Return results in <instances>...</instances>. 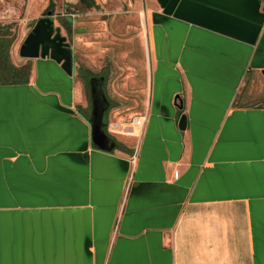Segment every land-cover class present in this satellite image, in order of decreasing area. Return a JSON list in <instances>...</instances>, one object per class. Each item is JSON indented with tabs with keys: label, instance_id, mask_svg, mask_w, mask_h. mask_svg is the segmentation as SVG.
<instances>
[{
	"label": "crops",
	"instance_id": "crops-1",
	"mask_svg": "<svg viewBox=\"0 0 264 264\" xmlns=\"http://www.w3.org/2000/svg\"><path fill=\"white\" fill-rule=\"evenodd\" d=\"M148 2L147 122L116 116V150L77 71L0 82V264H264V0Z\"/></svg>",
	"mask_w": 264,
	"mask_h": 264
},
{
	"label": "rangeland",
	"instance_id": "rangeland-1",
	"mask_svg": "<svg viewBox=\"0 0 264 264\" xmlns=\"http://www.w3.org/2000/svg\"><path fill=\"white\" fill-rule=\"evenodd\" d=\"M16 2L0 0V46L4 47V57L10 64L20 65L27 61L20 57V47L35 21L27 18V2ZM54 2L56 26L61 28L64 36L68 31L69 41H72L78 55L75 70L79 72V66L87 70L85 77L78 75L77 79L85 82L84 97L89 107L87 79L93 74L106 73L109 80L105 89L115 104L109 113L112 120L128 112H133V120L144 115L151 69L146 25L151 6L148 0H96L99 5L97 9H82L80 14L68 9L67 0ZM44 3L45 0H34L33 11L36 13ZM23 66L30 69L29 63ZM258 78L251 82L249 77L245 90L264 85V76ZM135 80L137 86L130 88L129 83Z\"/></svg>",
	"mask_w": 264,
	"mask_h": 264
},
{
	"label": "water",
	"instance_id": "water-1",
	"mask_svg": "<svg viewBox=\"0 0 264 264\" xmlns=\"http://www.w3.org/2000/svg\"><path fill=\"white\" fill-rule=\"evenodd\" d=\"M67 38L61 37V28L55 27L52 17L39 19L24 40L20 47V57L27 60L52 59L62 63L63 70L70 76L73 75V50ZM105 78H93L91 80V102L92 111L90 124L92 128V142L94 146L105 152H112L117 149L115 139L107 134V129L112 121L105 122L106 116L110 113L111 103L104 91ZM187 126L186 116H182L179 127L185 130Z\"/></svg>",
	"mask_w": 264,
	"mask_h": 264
},
{
	"label": "flooded vegetation",
	"instance_id": "flooded-vegetation-1",
	"mask_svg": "<svg viewBox=\"0 0 264 264\" xmlns=\"http://www.w3.org/2000/svg\"><path fill=\"white\" fill-rule=\"evenodd\" d=\"M17 2L16 3H18V4H24L25 2H27V0H16ZM95 1V3H96V6L95 7H92V8H87V6H85V4L84 3H82V1L81 0H67V6H68V9L69 10H71L73 13L75 12V13H79L80 14V12L82 11V9H97L98 8V4H97V2H96V0H94ZM51 2H52V4H53V7L50 9V10H48V12L45 14V15H43L41 18H43V17H48V16H50V17H52L53 18V20L55 21V27H58V26H56V20H55V18H54V16H55V2H54V0H51ZM50 2V3H51ZM70 7V8H69ZM41 18H39V19H41ZM38 19V20H39ZM37 20V21H38ZM37 21H35V23H34V25L32 26V28H31V30H30V32L28 33V35L31 33V31L33 30V28L35 27V25H36V23H37ZM60 28V27H59ZM66 33H67V36H64V35H62V32H61V37H66L67 38V41H66V43H69L70 44V47L72 48V50H73V71H77V70H75L76 69V65H75V62H76V60L78 59V55H77V53H76V50H74L73 49V45H72V41L70 40L69 41V36H68V31L66 30ZM27 35V36H28ZM27 36H26V38H27ZM25 38V39H26ZM24 42V41H23ZM73 43H74V41H73ZM5 50H4V47H2V46H0V65H1V68L2 69H0L1 71H0V78L2 79V82H7V81H10V80H12V81H20V80H22V79H27V81H28V76H29V70H27L26 69V67L25 66H23V65H19V64H15V65H13L12 63L10 64L6 59H5ZM5 62H7V63H5ZM6 64V65H5ZM79 72H78V74L79 75H81L82 77H85V72L87 71L86 69H84L83 67H81V66H79ZM81 73V74H80ZM102 77H104L105 78V82H104V91H105V93H106V95H107V97H108V99H109V101H110V103H111V108H110V110H112L113 108H115V104H114V102L112 101V99L108 96V94H107V92H106V89H105V87H106V84L108 83V74H93V75H90L89 77H88V79H87V86H88V88H89V92H90V103H92L91 102V80L93 79V78H102ZM82 83L84 84L85 82H84V80H82ZM85 85V84H84ZM117 107V106H116Z\"/></svg>",
	"mask_w": 264,
	"mask_h": 264
},
{
	"label": "built area",
	"instance_id": "built-area-1",
	"mask_svg": "<svg viewBox=\"0 0 264 264\" xmlns=\"http://www.w3.org/2000/svg\"><path fill=\"white\" fill-rule=\"evenodd\" d=\"M146 122H147V116L146 115H140L133 120L132 126H133V128L142 131L146 125ZM110 127H113L115 130H118L119 124L111 123L108 128H110ZM132 163L133 164L136 163V155L132 158ZM178 176H179V173L176 172L175 178H178Z\"/></svg>",
	"mask_w": 264,
	"mask_h": 264
},
{
	"label": "trees",
	"instance_id": "trees-1",
	"mask_svg": "<svg viewBox=\"0 0 264 264\" xmlns=\"http://www.w3.org/2000/svg\"><path fill=\"white\" fill-rule=\"evenodd\" d=\"M82 3L85 4V6H87V8H92V7H95L96 6V3L94 0H81ZM53 7V4L52 2L50 3V6H49V10ZM106 122V120H105Z\"/></svg>",
	"mask_w": 264,
	"mask_h": 264
}]
</instances>
